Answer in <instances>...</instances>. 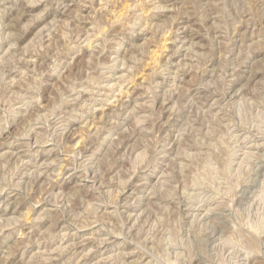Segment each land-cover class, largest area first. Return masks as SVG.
I'll return each instance as SVG.
<instances>
[{"label": "rangeland", "instance_id": "obj_1", "mask_svg": "<svg viewBox=\"0 0 264 264\" xmlns=\"http://www.w3.org/2000/svg\"><path fill=\"white\" fill-rule=\"evenodd\" d=\"M0 264H264V0H0Z\"/></svg>", "mask_w": 264, "mask_h": 264}, {"label": "bare ground", "instance_id": "obj_2", "mask_svg": "<svg viewBox=\"0 0 264 264\" xmlns=\"http://www.w3.org/2000/svg\"><path fill=\"white\" fill-rule=\"evenodd\" d=\"M61 5V4H60ZM3 66V65H2ZM128 66V65H127ZM90 92H92V91H90ZM263 166V165H262Z\"/></svg>", "mask_w": 264, "mask_h": 264}]
</instances>
